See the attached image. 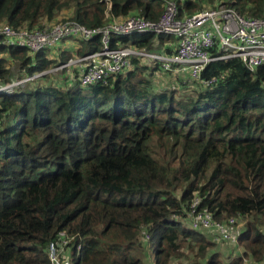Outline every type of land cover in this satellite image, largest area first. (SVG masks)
Segmentation results:
<instances>
[{"label": "trees", "instance_id": "trees-1", "mask_svg": "<svg viewBox=\"0 0 264 264\" xmlns=\"http://www.w3.org/2000/svg\"><path fill=\"white\" fill-rule=\"evenodd\" d=\"M174 1L180 18L220 6L264 18V0ZM163 11V0H0V25L96 28ZM69 40L77 58L102 49L100 37ZM156 41L176 53L175 36L153 33L112 35L110 46L156 51ZM51 51L0 46V84L30 79L0 95V264H51L60 232L73 264H146L151 253L154 264H222L218 244L189 224L196 196L216 221H245L229 264H264V65L214 61L202 80L217 82L205 86L136 58L107 84L83 86L77 66L50 72L74 54Z\"/></svg>", "mask_w": 264, "mask_h": 264}, {"label": "built area", "instance_id": "built-area-1", "mask_svg": "<svg viewBox=\"0 0 264 264\" xmlns=\"http://www.w3.org/2000/svg\"><path fill=\"white\" fill-rule=\"evenodd\" d=\"M163 1L164 11L156 21L144 19L139 15L127 18L109 15L110 21L96 28H88L77 22L50 25L36 31L16 30L9 25H0V46L27 49L34 55L44 50H53L69 39L89 42L100 37L102 49L99 52L71 59L67 64L55 69L58 71L77 66L83 86L107 84L112 77L130 69L132 61L136 58L157 64L166 72L188 71L193 79L202 81L205 86L217 82V79L202 80V72L214 61L238 58L251 71L264 65V18L244 17L226 6L205 9L180 18L177 2ZM137 33L175 36L178 39L177 51L174 55H167L163 47L161 52L111 48L112 35L126 36ZM29 80L0 84V95L12 96L17 87ZM188 219L192 229L204 231L214 243L240 246L239 240L245 227L242 217L216 221L210 210L202 206V198L196 196L190 204ZM143 240L149 241L146 232L143 233ZM70 243L71 239L66 232H60L51 239L48 246L51 264H73L66 253ZM248 263L249 259L245 258L243 264Z\"/></svg>", "mask_w": 264, "mask_h": 264}, {"label": "rangeland", "instance_id": "rangeland-1", "mask_svg": "<svg viewBox=\"0 0 264 264\" xmlns=\"http://www.w3.org/2000/svg\"><path fill=\"white\" fill-rule=\"evenodd\" d=\"M202 5H203V7L204 8H208V7H211V5H210V3L209 2H207L206 0L202 3ZM203 10V9H202ZM58 47V46H57ZM57 47L55 48V49H53L51 52H49V56H51L52 58H56V55L58 54V52H60V48L59 49H57ZM57 52V53H56ZM55 56V57H54ZM59 71V70H58ZM58 71H51L52 72V74H54V76H58V78H60V74H57L58 73ZM57 74V75H56ZM160 75V74H159ZM159 75H157V79L159 80V82L161 83H167L168 82V80L170 79V77L169 76H166V77H160ZM61 79V78H60ZM160 83H158V84H160ZM202 233H204V231H201ZM232 247V246H231ZM233 247H236V246H233ZM227 248H229V247H221L220 249H219V252L221 253V255H222V257H221V259H222V264H229L230 262H231V260H233L235 257H236V254H234L233 252H232V254H229L230 252L229 251H227ZM241 255V254H240ZM148 256L150 257V260L149 261H152V262H150L149 263V261H147L146 260V256L145 255H142V259L146 262V264H152L153 262H154V257H153V254L151 253V256H150V254H148ZM148 262V263H147ZM185 263H187V261H185ZM249 263H251V260H249ZM248 263V264H249ZM174 264H176V263H174Z\"/></svg>", "mask_w": 264, "mask_h": 264}, {"label": "crops", "instance_id": "crops-1", "mask_svg": "<svg viewBox=\"0 0 264 264\" xmlns=\"http://www.w3.org/2000/svg\"><path fill=\"white\" fill-rule=\"evenodd\" d=\"M75 42H73V40H66V41H64V42H62L61 44H59L58 45V47H57V49H61V51L62 50H65V51H71L74 55V59H76L78 56L76 55V51H77V49L78 48H76L75 47V44H74ZM155 48H156V52H161L162 51V47L163 46H160V44L158 43V41H156L155 43ZM55 47V48H56ZM54 48V49H55ZM164 48V47H163ZM54 51V50H53ZM57 53V52H56ZM56 57H57V55H56ZM51 71H53V70H51ZM50 71V72H51ZM54 71H55V69H54ZM220 248L221 247H229V248H227V251H229L230 253L229 254H232V252L234 253V254H236V257L237 256H241L242 255V253H243V250H242V248L240 247V246H236V247H231V246H228V245H218ZM241 254V255H240ZM68 255V254H67ZM150 262H152V261H149V263ZM152 264H154V262L152 263ZM250 264H252V263H250Z\"/></svg>", "mask_w": 264, "mask_h": 264}]
</instances>
